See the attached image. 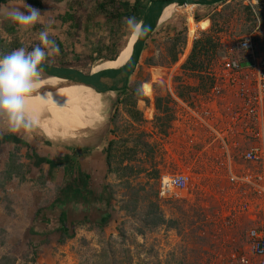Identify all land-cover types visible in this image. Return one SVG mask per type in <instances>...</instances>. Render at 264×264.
Here are the masks:
<instances>
[{"label": "rangeland", "instance_id": "374dc122", "mask_svg": "<svg viewBox=\"0 0 264 264\" xmlns=\"http://www.w3.org/2000/svg\"><path fill=\"white\" fill-rule=\"evenodd\" d=\"M112 1L40 0L41 15H69L75 25L62 28L68 37L47 63L85 74L104 69L133 35L126 27L129 18L113 14L123 12L120 4L134 0ZM154 1L162 0L147 1L148 6ZM37 28L22 45L39 43L38 33L46 26ZM246 37L255 43L257 61L232 85L227 65L243 60L239 45ZM208 38L212 46L205 45ZM196 42L201 45L195 63L201 66L184 71ZM263 68L264 0L176 10L146 41L126 90L103 94L102 120L86 137L77 138L91 145L101 142L108 154L103 169H85L91 179L77 185L80 195L64 178L48 185L32 182L24 191L28 181H15L17 201L3 196L0 264H264V256L250 250L249 238L252 229L264 227V195H259L264 164L244 159L264 139V112L256 110L252 92H241L257 86ZM217 81L221 95L212 92ZM142 86L148 93L152 89V96ZM38 91L47 106L70 104L73 109L96 101L72 94L58 100L50 90ZM157 98L169 99L168 115L156 110ZM34 131L47 139L37 126ZM259 133L263 138L256 137ZM95 134L100 139H88ZM177 175L189 178L187 186L161 197V179ZM83 187L95 203L87 213H80L81 207L73 213L71 205L83 198ZM26 195L33 196L32 217L24 198L20 200ZM46 210L52 214L49 219L56 221L62 212L69 218L42 230L39 217Z\"/></svg>", "mask_w": 264, "mask_h": 264}, {"label": "crops", "instance_id": "0c3cea01", "mask_svg": "<svg viewBox=\"0 0 264 264\" xmlns=\"http://www.w3.org/2000/svg\"><path fill=\"white\" fill-rule=\"evenodd\" d=\"M0 1V9L21 8L20 11L24 12L22 8L24 2L30 8L37 10V7L29 3L28 0H6L4 3H2L3 0ZM48 15H41V23L36 24L31 29L32 31L22 32L9 18L0 14V53H9L20 47L31 50L33 45L24 46L21 42L25 41L28 34L39 30L38 25H45L50 33V39L55 40L56 45L60 44L62 46L68 37V33L64 32L62 28H66L68 25L72 26V19L64 21V15L54 17L51 15L52 19H48ZM72 27L74 28L75 25ZM189 37L191 38V35ZM41 97L42 94L37 89L33 98L27 103L26 109L36 119V126L47 139L40 137L34 129L28 134H12L5 130L3 124H0V204L3 201V196L17 201L18 197L15 194L16 192L18 194L19 189L18 184L14 183L15 181H28L29 185L26 186L28 188L25 186L22 188L24 191L25 189L30 190L29 186L32 182L48 185L53 181L61 183L66 178V180L74 183L73 185L77 189L75 191L78 192L77 195H80L77 185L80 183L82 185L83 182L91 179L85 169L88 167L94 171L96 168L103 169V158H105L103 163L107 165L108 154L105 152V148L102 147L101 142L91 145L89 141L77 140L78 137H86L89 134L88 130L94 129L98 122L102 120V100H96L91 104L72 109L69 106L70 104H63L61 107L47 106L43 103ZM73 101L74 99H72ZM73 103L77 104L76 101ZM55 111L59 114L54 113ZM88 139H100V136L95 134ZM69 142L76 143V145L62 144ZM73 185L70 186L72 190L74 189ZM82 190L81 197L83 198L80 197V200H76L71 205V208L75 210L73 213L79 212L80 207L82 208L80 213H87L90 205L93 202L95 203L96 199L94 197H91V201H89L88 193L90 191H87L84 187ZM92 190V193L95 194V188H92ZM34 191L37 192V189L34 188ZM23 198L26 207H28L26 214L32 217L33 212L30 204L33 196L26 195L21 197L20 200ZM49 215L52 214L48 210L41 212L39 223L45 226L42 230L48 228L49 224L64 221L66 216L69 218L67 212H62L56 221L52 218L49 219Z\"/></svg>", "mask_w": 264, "mask_h": 264}, {"label": "clouds", "instance_id": "9594fccd", "mask_svg": "<svg viewBox=\"0 0 264 264\" xmlns=\"http://www.w3.org/2000/svg\"><path fill=\"white\" fill-rule=\"evenodd\" d=\"M22 8L24 12L21 8L0 9V14L15 23L20 31L28 32L41 23V14L24 2ZM136 23L134 18L127 19L130 34L136 33ZM37 39L39 43L31 50L20 47L0 53V124L12 134H28L36 127L37 121L27 112L26 105L45 79L43 65L59 52L47 29L40 31ZM246 63L252 62H245L243 66Z\"/></svg>", "mask_w": 264, "mask_h": 264}, {"label": "water", "instance_id": "95a60500", "mask_svg": "<svg viewBox=\"0 0 264 264\" xmlns=\"http://www.w3.org/2000/svg\"><path fill=\"white\" fill-rule=\"evenodd\" d=\"M228 0H162L152 2L146 9L140 26L137 39L133 44L132 55L130 60L119 69H105L95 73L85 74L72 68H57L43 65L44 71L48 78H58L66 83H76L94 89L99 94L118 93L126 90L128 82L136 69L141 54L144 50L146 41L152 36L153 32L160 25V19L163 10L168 6L178 8L195 5V6H213L227 2ZM142 31V35L140 34ZM252 63H246L244 66H251Z\"/></svg>", "mask_w": 264, "mask_h": 264}, {"label": "built area", "instance_id": "2783aa9c", "mask_svg": "<svg viewBox=\"0 0 264 264\" xmlns=\"http://www.w3.org/2000/svg\"><path fill=\"white\" fill-rule=\"evenodd\" d=\"M240 50L245 54L243 56V60H235L230 62L227 67L229 69V72L232 73L230 76L231 80L230 83L232 85H236V81H239V76H241L242 71L249 70L254 67L255 62L257 61L256 54L257 49L255 46V43L251 37H246L241 43H240ZM251 61L252 65L245 67L243 66V63ZM249 78V77H248ZM257 86L251 90H244L243 94L249 95L250 92L253 93V100L254 102H258V107L256 110L260 112H264V68L262 70H259V73L257 75L256 80ZM228 85L229 81H228ZM248 89V88H247ZM222 87L218 83V81L214 84L212 88V92L215 95H221L222 94ZM250 97V96H249ZM252 109V112L255 113L256 110ZM264 129V125H263ZM259 133L256 135L258 138H263L262 134ZM262 140L261 144L259 146L252 147L246 154L244 159L249 163H260L262 162L264 164V139ZM189 178L184 175H177V176H167L163 177L160 182V188H159V195L161 197L171 195L173 193L177 194V192L184 189L188 184ZM259 195H264V188L261 187V191L259 192ZM250 238V250L259 256H264V227L262 230L260 229H252L249 233Z\"/></svg>", "mask_w": 264, "mask_h": 264}, {"label": "bare ground", "instance_id": "6f19581e", "mask_svg": "<svg viewBox=\"0 0 264 264\" xmlns=\"http://www.w3.org/2000/svg\"><path fill=\"white\" fill-rule=\"evenodd\" d=\"M186 7L194 8L195 5H187L183 7H176V6H168L163 10L162 17L160 19V24L167 21L172 15L176 12V10L184 9ZM140 24L136 27V33H133L130 40L125 46L124 51L114 60H108L105 62V69H119L123 67L131 58L133 44L138 37L140 31ZM101 70V71H102ZM92 72V71H91ZM93 73V72H92ZM40 89H46L53 92V97L60 100L63 99L65 96H69L72 94L73 97H77L82 100V96L93 97L95 100H102L103 95L94 91V89L76 83H66V81L58 79V78H48L42 81L39 86Z\"/></svg>", "mask_w": 264, "mask_h": 264}, {"label": "trees", "instance_id": "16d2710c", "mask_svg": "<svg viewBox=\"0 0 264 264\" xmlns=\"http://www.w3.org/2000/svg\"><path fill=\"white\" fill-rule=\"evenodd\" d=\"M109 1V4L110 3H113L112 0H108ZM147 1H151V0H147ZM146 0H134V3L132 5H129V4H120V8L123 10L122 11H117L114 12L113 16L115 18L117 17H122V16H126L127 18H136L138 20V24L140 21H142L143 19V15L146 11V9L148 8V3ZM1 2V1H0ZM6 2V0H3L2 3ZM29 3H31L32 5L36 6V7H40L41 6V3L39 0H28ZM105 3H101L100 4V8L102 10H106V7H105ZM128 6V7H127ZM71 19V17L68 15V18L67 17H64V21L66 20H69ZM201 42H196L195 45H194V48H193V54L190 56V58L186 61V64L183 66V70L185 71H191V72H195V71H198V66H201V65H197L195 63V53L197 51V49L199 48V46L201 45L200 44ZM210 45L212 46V40L210 38L207 39L205 45ZM57 47L58 48H61L62 46L60 44H57ZM204 48V47H203ZM206 48V47H205ZM125 47L119 52V54L114 58L116 59L123 51H124ZM112 59V60H114ZM177 60V55L176 53H174L173 51V54H172V61L175 62ZM45 65H48V66H51V67H59V68H68L70 66H55L54 64H48V63H45ZM102 69H95L93 73L97 72V71H101ZM145 84V83H144ZM143 84V86H144ZM148 84V83H146ZM142 86V90L144 91V93L146 94V96H152V89H150V92H146L145 91V87ZM147 86V85H145ZM151 87V85H150ZM152 88V87H151ZM136 96H140L139 98H142L141 97V93L137 92L135 93ZM181 98V97H180ZM183 98V97H182ZM167 100H169L168 98H157L156 101H155V107H156V110L158 112H160L161 114H165V115H168L169 113V108H171V105H168L167 104ZM130 99H125L124 100V104L127 105V103H129ZM169 103V102H168ZM166 104V106H165ZM170 106V107H169ZM56 113L57 115L59 114L58 112H54ZM64 115V114H63Z\"/></svg>", "mask_w": 264, "mask_h": 264}]
</instances>
